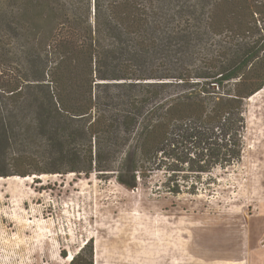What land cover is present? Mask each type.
I'll return each instance as SVG.
<instances>
[{"label":"trees","instance_id":"16d2710c","mask_svg":"<svg viewBox=\"0 0 264 264\" xmlns=\"http://www.w3.org/2000/svg\"><path fill=\"white\" fill-rule=\"evenodd\" d=\"M263 88L264 0H0V177L162 172L177 195L240 160Z\"/></svg>","mask_w":264,"mask_h":264},{"label":"rangeland","instance_id":"374dc122","mask_svg":"<svg viewBox=\"0 0 264 264\" xmlns=\"http://www.w3.org/2000/svg\"><path fill=\"white\" fill-rule=\"evenodd\" d=\"M244 110L240 160L177 195L162 172L135 190L113 173L0 177V264H70L86 245L92 264H264V88Z\"/></svg>","mask_w":264,"mask_h":264},{"label":"bare ground","instance_id":"6f19581e","mask_svg":"<svg viewBox=\"0 0 264 264\" xmlns=\"http://www.w3.org/2000/svg\"><path fill=\"white\" fill-rule=\"evenodd\" d=\"M261 91H262V90H261ZM259 92H260V91H259ZM259 92H258V93H259ZM258 93H256V94L253 95L252 97L257 96ZM16 178H17V177H16ZM0 180H1V179H0ZM23 180H28V178H23Z\"/></svg>","mask_w":264,"mask_h":264}]
</instances>
